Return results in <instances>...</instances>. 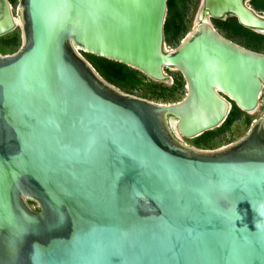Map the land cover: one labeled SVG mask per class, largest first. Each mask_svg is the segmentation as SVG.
I'll return each instance as SVG.
<instances>
[{
	"label": "water",
	"instance_id": "water-1",
	"mask_svg": "<svg viewBox=\"0 0 264 264\" xmlns=\"http://www.w3.org/2000/svg\"><path fill=\"white\" fill-rule=\"evenodd\" d=\"M168 3L0 0V35H23L0 52V264H264V112L227 145L182 140L259 108L264 52L207 20L168 49ZM203 5L264 33L247 0ZM82 52L187 93L126 92Z\"/></svg>",
	"mask_w": 264,
	"mask_h": 264
},
{
	"label": "rangeland",
	"instance_id": "rangeland-1",
	"mask_svg": "<svg viewBox=\"0 0 264 264\" xmlns=\"http://www.w3.org/2000/svg\"><path fill=\"white\" fill-rule=\"evenodd\" d=\"M13 11L19 17L21 11L19 0H10ZM203 0H169L168 13L166 18V47L177 46L190 30L202 18ZM259 14L264 15V0H247ZM200 18V19H199ZM214 26L224 34L236 39L240 43L250 48H258L264 52V33L239 26L235 16L225 15L222 18H210ZM232 22H236L232 25ZM238 24V23H237ZM239 25V24H238ZM23 42L22 28L18 25L13 31L0 35V52L12 53L16 51ZM87 58L86 53L82 52ZM91 58V59H90ZM90 61L93 60L89 57ZM166 72L173 77V80L159 81L148 75H142L141 80H131L127 86L113 83L120 89L130 92L158 103H172L183 99L186 94L185 82L180 72L176 69L166 68ZM264 112V92L260 99V106L254 112L239 114L236 120L229 126H219L208 130L203 134L194 137H182L184 143L200 148H218L227 145L244 136L250 129L255 119L259 118ZM249 116V117H248ZM251 119L252 123L249 122ZM251 123V124H250ZM36 206V203H32Z\"/></svg>",
	"mask_w": 264,
	"mask_h": 264
},
{
	"label": "trees",
	"instance_id": "trees-1",
	"mask_svg": "<svg viewBox=\"0 0 264 264\" xmlns=\"http://www.w3.org/2000/svg\"><path fill=\"white\" fill-rule=\"evenodd\" d=\"M264 37V35H263ZM89 57H92L93 60L91 62L95 65V67L101 72V74L108 79L110 82H115L127 86L131 80L138 81L141 80L142 75H145L138 69L130 67L124 63L114 61L111 59H107L104 57L95 56L89 53H86ZM88 57V58H89ZM91 59V58H90ZM247 113L246 111L242 110L236 104H234L228 118L223 123L222 126H229L231 125L239 114ZM249 117V116H248ZM249 122L252 123L251 119ZM250 123V124H251ZM221 126V127H222ZM34 203V202H30Z\"/></svg>",
	"mask_w": 264,
	"mask_h": 264
},
{
	"label": "flooded vegetation",
	"instance_id": "flooded-vegetation-1",
	"mask_svg": "<svg viewBox=\"0 0 264 264\" xmlns=\"http://www.w3.org/2000/svg\"><path fill=\"white\" fill-rule=\"evenodd\" d=\"M203 2H204V0L202 1V9H203V10H202V12H201V14H202L203 17H202L201 19L199 18L200 20L197 22L196 25H198L199 23H202V22H204L205 20H207V21H209V22L211 23V25H212L214 28H216V27L214 26V24H213V22L211 21L210 18H222V17H224L225 15L222 16V17H216V16H213V15L209 14V13L204 9ZM168 6H169V3H168ZM203 12H204V13H203ZM227 15L235 16V15H231V14H227ZM235 18H237V17L235 16ZM237 20H238L237 23H238L239 25H238L236 22H232V25L236 23V24H235V27H236L237 29L240 28L239 26H242V27H243L244 25L239 21L238 18H237ZM196 25L190 30V32L196 27ZM244 27H246V26H244ZM246 28H248V27H246ZM216 29H217V30H218L223 36H225V37H227V38H229V39H231V40L237 42L238 44H240V45H242V46H244V47L250 48L249 46H246V45L240 43L239 41H237L236 39H234V38H232V37H230V36L224 34V33L221 32L218 28H216ZM248 29H249V28H248ZM252 30H254V29H252ZM254 31H255V30H254ZM190 32H189V33H190ZM189 33H188V34H189ZM188 34H187V35H188ZM187 35H186V36H187ZM186 36H185V37H186ZM185 37H184V38H185ZM184 38H183V39H184ZM183 39H182V40H183ZM165 41H166V27H165ZM181 42H182V41H181ZM181 42H180V43H181ZM180 43H179V44H180ZM179 44H178V45H179ZM178 45H177V46H178ZM177 46H175V47H177ZM175 47H170V48H168V49H174ZM251 49L256 50V51L263 52V51H261V50H258V48H251ZM167 68H170V67H167ZM170 69H174V68H170ZM165 70H166V69H165ZM176 70H177V69H176ZM178 71H179V70H178ZM179 72H180V71H179ZM180 74H181V76H182L183 81L185 82V87H186V89H187V84H186V80H185V78H184V75H183L181 72H180ZM171 77H172V76H171ZM172 80H173V77H172ZM186 93H187V90H186ZM262 94H263V93H262ZM185 95H186V94H185ZM184 97H185V96H184ZM184 97H183V98H184ZM234 104H235V103H233V106H234ZM232 108H233V107H232ZM182 137H185V136H182Z\"/></svg>",
	"mask_w": 264,
	"mask_h": 264
},
{
	"label": "bare ground",
	"instance_id": "bare-ground-1",
	"mask_svg": "<svg viewBox=\"0 0 264 264\" xmlns=\"http://www.w3.org/2000/svg\"><path fill=\"white\" fill-rule=\"evenodd\" d=\"M203 10V9H202ZM204 13V12H203ZM203 17V16H202ZM17 18V21H20V18L16 17Z\"/></svg>",
	"mask_w": 264,
	"mask_h": 264
}]
</instances>
